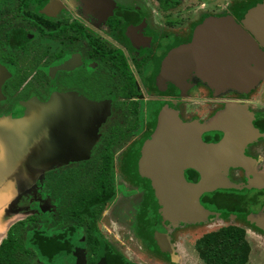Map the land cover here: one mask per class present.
Wrapping results in <instances>:
<instances>
[{"label":"flooded vegetation","instance_id":"af4514ba","mask_svg":"<svg viewBox=\"0 0 264 264\" xmlns=\"http://www.w3.org/2000/svg\"><path fill=\"white\" fill-rule=\"evenodd\" d=\"M219 2L0 0V120L24 134L26 137L21 141L25 144L29 136L34 144L41 143L39 154L54 158L46 182L39 184L36 192L27 194L25 204L20 207L24 215L10 225L0 240V254L6 252L12 264H22V255L19 251L12 255L11 244H20L31 229L47 226L46 215L54 218L58 206L65 202L56 192L60 178L68 188L75 180L78 188L94 187L91 181L96 173L106 174L111 180L115 193L95 225L112 249L115 242L126 241L128 237L140 243L148 237V230L158 232V236L164 232L163 207L153 193L157 182L143 184L139 178L144 174L139 167L141 149L154 133L164 110L182 124L201 126L200 138L206 144H217L235 131L236 118L248 119L258 134L244 142L242 153L254 164L251 168L233 165L227 168H243L247 181L236 186L240 189L205 193L199 201L205 209L217 214L213 216L243 217L250 222H254L253 215L263 211L264 187L257 181L259 177L264 182V175L254 173L259 171L261 159L253 155L264 154V87L238 92L215 88L195 70L183 84L161 73L163 62L170 54L180 53L191 45L195 28L207 18L227 16V7L233 11L228 16L246 29L264 52V46L243 23L244 16L258 2L252 3L244 15L243 7L233 9L226 3L220 5L224 11L219 12L216 10ZM259 94L263 100H257ZM197 103L203 106L188 109ZM149 124H153L151 134L144 135ZM142 135L140 141H130ZM127 142L130 148L122 153L127 155L118 164L119 146ZM103 154H110V167L103 165ZM136 154H139L137 159ZM118 170L131 182L143 184L142 190L148 192L143 200L135 202L139 195L119 184ZM73 173L79 174V178L71 176ZM184 177L189 183L200 180L199 173L192 169H186ZM228 190L248 192V198L255 200V204L244 210L252 211L231 214L239 204H235L238 198ZM145 207L160 210L158 216L150 215L155 220L151 228ZM39 219H42L40 223ZM104 223L106 231L102 229ZM135 227L141 229L144 237L135 233ZM79 234V246L72 251L74 264H79L77 254L85 256L84 264H87L94 255L88 256L85 229L81 228ZM26 261L44 264L38 258L27 257Z\"/></svg>","mask_w":264,"mask_h":264},{"label":"water","instance_id":"95a60500","mask_svg":"<svg viewBox=\"0 0 264 264\" xmlns=\"http://www.w3.org/2000/svg\"><path fill=\"white\" fill-rule=\"evenodd\" d=\"M243 23L264 46V0L253 6ZM194 70L215 88L250 92L264 78V52L232 17H210L195 28L189 47L165 59L161 73L183 84ZM235 120L236 132L217 144H206L200 138L201 126L182 124L169 111H163L154 133L143 144L139 167L157 182L155 190L165 218L200 221L217 215L200 204V197L216 189H240L228 185L223 175L232 165L252 167L254 161L243 155L242 146L258 133L248 119ZM186 169L198 172L200 180L187 182ZM257 182L264 187L259 177ZM252 220L264 225V208ZM95 264H108L103 247Z\"/></svg>","mask_w":264,"mask_h":264},{"label":"rangeland","instance_id":"374dc122","mask_svg":"<svg viewBox=\"0 0 264 264\" xmlns=\"http://www.w3.org/2000/svg\"><path fill=\"white\" fill-rule=\"evenodd\" d=\"M218 2V1H216ZM257 3L258 1L254 0H220V2L216 5V10L219 12H223L222 6H220L223 3L229 4L231 8L237 9L240 7H248L252 3ZM228 12L227 16L232 14V10L229 9L228 7L226 9ZM232 16V15H231ZM262 87H264V81L258 86V90H260ZM254 93V96L256 95V92ZM150 96V95H149ZM153 96V95H151ZM157 96V95H156ZM146 98V95L144 96ZM162 99V97H161ZM258 101L263 100L262 94H259L258 96ZM193 103V102H192ZM208 103V102H207ZM191 104V102H189ZM203 105L200 106V103L190 105L188 109L193 110V109H198V107H202ZM173 108H176L174 106ZM187 108V106H186ZM183 119H185V115H181ZM145 133L144 135H149V131L153 129V124L147 125L145 127ZM142 136L135 137L131 142H138L142 138ZM131 145V144H130ZM129 142L124 143L119 146V154H117V161L120 164V159L125 158L127 154H122L126 153L129 148H130ZM134 155V154H133ZM261 159V162L258 166V161L256 160V165L259 168V171L257 170V166L255 169L257 171H254V173L259 174L260 176L264 175V154H255L253 156L258 157ZM125 160V159H124ZM243 168L241 167H234L229 170H227L224 175L223 179L227 182L228 185L230 186H239L240 184L243 185L245 181H247V176L244 174ZM259 172V173H258ZM141 179L140 182L144 184V182H150L154 183V179L147 176L146 174H142L139 176ZM264 180V179H263ZM118 182L119 184H124L126 189L137 193L139 196L134 198L135 202H139L144 199L147 195V190H142L141 183L138 182H131L129 179L124 178V176H121L118 170ZM243 182V183H242ZM152 184V183H151ZM155 184V183H154ZM150 186V185H149ZM147 187V186H146ZM148 189V188H147ZM142 190V191H141ZM153 193L155 194V197L157 196L156 190H153ZM156 199H158L156 197ZM130 200V199H129ZM152 202V200H149L148 202ZM145 202V203H148ZM150 202V205L152 204ZM154 203V202H153ZM135 208L138 210L137 206ZM154 210V211H153ZM152 207H145L144 211H148L147 213V219L150 221L149 225L150 228L154 225L153 222H155L154 216H156L158 213H160V210L158 209L157 212V207L156 209ZM107 214V213H106ZM109 215V213H108ZM142 215L145 216V213L142 212ZM150 215H154L153 217H150ZM162 217L163 214L161 213ZM106 215H104L105 217ZM104 217H102L104 219ZM106 218V217H105ZM141 218V217H140ZM142 219V218H141ZM144 219V218H143ZM42 219H39L37 222L40 223ZM101 221V220H99ZM107 221V218L105 219ZM108 223H110L108 221ZM166 223V228L162 227L163 234H171L172 235V244L177 250L176 247H178L179 251L181 252V247L178 245L179 243L183 242L184 249L186 252V256L183 257V264H230V261L235 264H264V225L263 224H255L254 222H250L249 219L247 220L246 218L243 217H238V218H232L229 216H210L208 219H202L198 221L196 224L191 223V222H179L176 226H172L170 222H165ZM100 226V225H99ZM106 225L104 223L103 225V231H106ZM240 231L242 232L241 237H240ZM150 234H148V240L152 241L155 239L152 231L148 230ZM158 234L156 235V237ZM130 237L127 238L126 241L121 240L119 242H115L114 245L116 244L115 248L120 252H126L125 248L127 247V243L133 250L136 252H139V249L137 247V241L134 239L132 242L129 240ZM109 242L111 240L108 238ZM113 242V241H112ZM145 241H141L142 246H144ZM128 246V247H129ZM130 248V249H131ZM177 250V253H180ZM141 254V253H140ZM144 256V253L142 254ZM78 257V263L79 264H84L85 263V256L77 254ZM205 257V260H204ZM190 260H189V259ZM141 264H147V263H142ZM160 263H165L168 264L167 262H160ZM150 264H154L152 261Z\"/></svg>","mask_w":264,"mask_h":264},{"label":"trees","instance_id":"16d2710c","mask_svg":"<svg viewBox=\"0 0 264 264\" xmlns=\"http://www.w3.org/2000/svg\"><path fill=\"white\" fill-rule=\"evenodd\" d=\"M253 5H249L251 7ZM248 7L242 8V15L245 14ZM241 15V16H242ZM239 15V18H241ZM139 154H136V159ZM103 165L110 167L111 156L110 154H103L101 156ZM136 162V161H135ZM95 179L93 183L94 187L81 186L76 187V180L68 188L67 184L63 183L65 180L60 178L56 187V192L59 198L64 203L58 206L57 212L54 215H46L49 224L47 226L33 228L26 234L25 238H22L20 244H11L12 255L19 251L22 255V264H30L26 261V258H38L44 264H74V258L72 256L73 249L79 246L80 229L84 228L86 233V248L88 250V256L94 255V258L89 257L87 264H95L98 248L104 249L105 258L108 264H135L119 253H117L104 238H102L96 229V219L101 211L104 209L106 202L111 199L115 193L113 187H111V180L106 174H94ZM74 178H79V174H71ZM63 177V176H62ZM82 181V180H80ZM84 182V181H82ZM65 184V185H64ZM75 187L76 189H74ZM106 194H103V193ZM231 195H235L237 199L236 207L231 210L235 213H250L252 210H244L245 207L255 204V200L252 201L248 198V192L244 194L241 191L228 190ZM226 193V191H225ZM103 194V195H102ZM243 207V209H240ZM223 211L225 214H229V211L217 209ZM231 213V214H232ZM145 219V217H144ZM242 232L240 231V237ZM19 245V246H18ZM9 249V248H8ZM15 249V250H14ZM19 249V250H16ZM205 260V257H204ZM0 264H12V261L6 252L0 254ZM230 264H235L230 261Z\"/></svg>","mask_w":264,"mask_h":264},{"label":"crops","instance_id":"0c3cea01","mask_svg":"<svg viewBox=\"0 0 264 264\" xmlns=\"http://www.w3.org/2000/svg\"><path fill=\"white\" fill-rule=\"evenodd\" d=\"M263 81L264 78L260 80L255 89ZM23 136L25 139L26 136L24 134L18 133L15 128L4 124L0 120V240H3L2 238L7 233L6 230L8 231L10 225L20 220L24 215L21 213L20 207L25 204L27 194L36 192L39 184L46 182V173L54 166V158H51L50 154L38 153L41 143L34 144V141L29 136V140L25 144L21 141L24 140ZM162 221L163 223L170 222L172 226L176 227L179 222H191L194 224L198 222L190 220L176 221L164 216ZM164 227L166 228L167 226ZM134 231L139 236L144 237L140 228L135 227ZM157 234L158 232L153 233L155 239L151 241L152 245L148 242V237L143 238V241H145L144 246L137 241L136 245L139 252L133 250L129 245H126L125 250L127 251L124 253L119 252L117 248L114 249L135 264H141L140 262L150 264L152 261L154 264H165L160 262L183 264L182 254L184 257L187 255L183 242L178 244L181 247V252L176 247L180 252L177 253L172 244L171 234L162 233L156 237ZM159 239L161 242H159ZM143 253L144 256H142Z\"/></svg>","mask_w":264,"mask_h":264}]
</instances>
